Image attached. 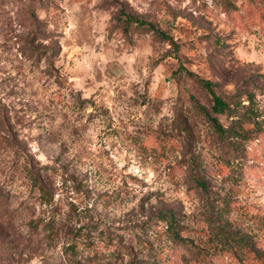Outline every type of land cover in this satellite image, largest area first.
<instances>
[{
	"label": "rangeland",
	"instance_id": "374dc122",
	"mask_svg": "<svg viewBox=\"0 0 264 264\" xmlns=\"http://www.w3.org/2000/svg\"><path fill=\"white\" fill-rule=\"evenodd\" d=\"M111 2L119 4L120 0ZM252 3L257 5L256 10L251 12L250 18L242 20L236 15L239 11L236 0H219V7L233 17V23L227 25L226 30L219 28L206 4L198 9L203 14L197 19L191 13L174 9L166 0L161 6H157L156 0H153L148 10L143 12L137 10L143 8L142 3L133 7L128 0H123V5L113 13L115 23L107 29L108 40H115L119 34L124 40V47L139 51L141 62H148L150 75L144 81L145 92L143 95L137 94L138 99L133 103L139 107L149 106L152 116L149 118V125L139 129L138 135L131 139L141 154L142 162L164 165L157 177V191L144 194L140 198L138 209L124 214L123 227L115 228L116 224L122 222L121 218H115L110 213L101 215L98 210L101 207L105 210H119L125 202H131L128 197H136L123 190L93 191L87 183L79 182L81 173L77 171L73 174L70 171V167L78 169L81 162L80 156L74 160L68 159V140L77 144L82 139L79 127H62L55 134L49 133L42 123L33 121L38 134L36 139L43 145L44 154L53 159L54 166L36 171L28 161L21 164L17 159L13 167L29 186L32 203L27 204L31 214L26 213V219L28 222L38 221L35 204L39 203V194L30 180L34 175L38 177L35 182L41 183L46 197L51 201L53 228L56 233L51 244L47 243L44 236L39 237L38 244L35 243L36 238H33L34 247L53 250L65 240L75 241L76 247L74 248L73 243L70 246L73 250L66 247L64 251L70 253L72 258H77L80 241L83 240L86 248L95 253L84 261L90 259L97 261L96 264H103L104 254L100 251V244L96 243L97 238L93 236V233L99 231V237L107 247L119 245V251L113 254L114 264H120L125 253L132 256L129 264H264V62H259L264 57V44L254 42L252 33H248L247 39L243 35L248 26L264 24V7L260 6L264 4V0H252ZM107 4L108 0H105V4L100 6L101 11L107 10ZM121 12L152 25L154 29L167 35L168 39L160 38L147 26L140 28L131 24L124 32L122 23L118 20ZM31 16L35 18V11L31 12ZM182 20L185 23H181ZM35 31H39V28ZM34 39L35 37L29 41V50L40 58L59 61L69 55L65 53L59 39L54 40L51 49L33 48L31 45ZM68 44L71 45V41ZM165 44H170L171 49L166 50ZM77 46H82L79 41ZM149 50L151 54H148ZM116 52L122 53L123 48L117 46ZM85 55L88 53L81 54L78 58L83 59ZM161 65L162 79L157 82L155 69ZM71 66L75 67L74 64ZM62 72V68L56 69L57 78L51 83L45 81L41 86L42 91L49 96L48 105L41 104L47 111L52 110L51 106L63 103L52 92L53 86L57 90L68 86V80L62 76ZM78 75H83V72ZM112 75L113 73L108 74L109 80ZM20 76L23 77V71ZM97 79L103 81V76L98 75ZM36 80H39L38 76ZM198 80L211 83L214 93L224 101L232 102L238 98L245 107L246 99L241 97L250 96V108L246 111L240 107L223 115H213L210 110V95ZM170 81L175 82L180 92L179 118L171 126L162 120L158 127L152 128L155 114L167 102L165 85ZM23 82L21 79L13 86L11 81L6 80L0 83V89L19 102L21 112L27 114L39 111L36 106L39 102L31 100L37 93L32 92L30 97L26 89L19 87V83ZM153 83H156L155 91ZM229 84L236 85L234 92L229 90ZM136 87L139 86L133 85L134 89ZM102 91L100 89L96 94L99 95ZM73 96L78 101L81 112L87 104L96 107L94 100L83 99V91L69 93V97ZM0 108L7 111L5 105H0ZM99 111L101 116L110 118L111 113L106 105H101ZM211 117H216L223 129L230 130V135H218L209 121ZM22 120L23 117L19 116L16 124H20ZM93 120L94 117L89 115L88 125ZM3 124L4 121L0 120V126ZM7 125L14 131L15 143L11 139H0V152L23 143L20 130L15 128L10 118ZM66 136L68 139H65ZM177 150L181 152L182 159L175 158ZM157 171H160L159 167ZM58 175L63 180L62 187L66 196V200L60 203L66 202L70 209L67 222L63 224L55 219L61 214V207L59 204L52 207L56 203L54 197L58 191ZM219 176H223V179L218 181ZM10 179L14 182L16 175L13 174ZM69 182L75 193L73 198L93 203L92 209L86 208L83 214L79 212L77 205L68 198ZM198 182L203 183L205 188H201ZM101 183V179L96 180L97 190ZM181 184L187 189L184 196L178 191ZM10 195L7 185H0V199L7 202ZM153 196L157 198L158 206H152L156 210L141 223V215L147 213L145 206L149 205ZM189 204L195 208L191 214L186 211ZM164 212L174 215L179 234L186 243L176 247L169 241L165 223L157 220ZM73 219L77 223L81 219H87L89 223L77 229L71 226ZM39 222L44 223L42 218ZM103 224L108 227L105 231H100V225ZM122 231L133 234L132 242L126 247L125 237L117 235ZM0 264H27L21 242L10 226L6 228L0 225ZM75 264H81V261L76 259Z\"/></svg>",
	"mask_w": 264,
	"mask_h": 264
},
{
	"label": "clouds",
	"instance_id": "9594fccd",
	"mask_svg": "<svg viewBox=\"0 0 264 264\" xmlns=\"http://www.w3.org/2000/svg\"><path fill=\"white\" fill-rule=\"evenodd\" d=\"M128 3L133 7L142 3L143 8L137 10L143 12L148 10L153 0H146V2L145 0H128ZM156 3L157 6H161L164 0H156ZM166 3L172 5L174 9L191 13L197 19L203 14L198 9L206 4L207 10L215 17L219 28L226 29L227 25L233 23L232 15L219 7V0H166ZM236 3L239 9L236 15L242 20L250 18L251 12L257 8L252 0H236ZM104 4L105 0H51V2L49 0H2L0 2V83L8 80L15 86L23 79L24 82L19 83V87L26 89L30 97L32 92H36L37 95L31 97V100L39 102L36 105L39 111L25 114L21 112L22 106L19 102L0 89V105L7 106L6 112L0 108V120L4 121L3 126H0V139H11L15 143L14 131L7 125V120L10 118L15 128L20 130V139L23 141L15 148L0 152V185H7L8 192L11 193L7 202L0 199V225L6 228L11 227L13 234L21 242L27 264H70V261L71 264H75L76 259L83 264L85 258L95 255L94 251L86 248L83 240L80 241L77 258H72L70 253L64 251L75 241L65 240L53 250L36 248L33 245V238H36L35 243L38 244L39 237L47 234L46 224L52 219L51 207L47 204H35L38 231H33L25 216L26 213L31 214V209L27 207V204L32 203L29 197V186L13 165L19 159L21 164L28 161L36 171L54 166L53 159L44 154L43 145L36 139L38 134L33 121L37 124L42 123L49 133L55 134H58L62 127H79L82 139L77 144H73L71 139L68 140L70 145L68 159L74 160L80 156L81 162L78 169L70 167V171L73 174L77 171L81 173L78 177L79 182L87 183L93 191L123 190L136 197L135 199L128 197L131 202H125L119 210L114 208L105 210L103 207L98 210L101 215L110 213L115 218H121L122 222L116 224L115 228L123 227L124 214L138 209L140 198L144 194L157 191V177L164 168V165L157 166L150 162H142L137 146L132 143L131 138L138 135L139 129L149 125V118L152 116L149 106L139 107L133 103L138 99L137 94L143 95L145 92L144 81L148 79L150 70L147 66L148 62L146 60L141 62L139 59V51L124 47V40L119 34L115 40H108L107 29L115 23L113 13L123 5V0H120L119 4H112L111 0H108L107 10L101 11L100 6ZM260 6L264 7V4ZM33 11L36 13L34 19L31 16ZM161 13H163V7H161ZM181 23L185 21L182 20ZM37 27L39 31H35ZM248 33H252L251 38L254 42L264 44V24L248 26L243 33L245 39L248 38ZM33 37H35L31 45L33 48L51 49L54 40L59 39L65 53L69 55L62 57L59 61L49 60L47 57L40 58L29 50V41ZM69 41L71 45L68 44ZM78 41L82 46H77ZM117 46L123 48L122 53L116 52ZM165 49L170 50L171 45L165 44ZM85 53L88 55H85L83 59L78 58ZM148 54H151L150 50ZM259 62H264V57H261ZM72 64L75 67H72ZM60 68L63 69L62 76L68 80V86L62 90H57L53 86L52 92L56 93V97L63 103L51 106L52 110L47 111L41 104L48 105L49 96L42 91L41 86L45 81L51 83L55 80L56 69ZM161 70L162 65L155 69L157 82L162 79ZM21 71H23V77L20 76ZM80 72H83V75H78ZM109 73H113L111 80L108 79ZM98 75L103 76V81H98ZM37 76L39 80H36ZM133 85L139 87L134 89ZM155 88L156 83H153V91ZM165 88L164 95L167 102L159 113L155 114L154 121L151 123L152 128L158 127L162 120L171 126L179 118L180 92L174 81L167 83ZM228 88L234 92L236 85L229 84ZM100 89L103 91L97 95ZM78 90L83 91L85 101L94 100L96 107L87 104L81 112L78 101L74 96L69 97V93ZM101 105H106L111 113L110 118L100 115ZM17 114L23 117L20 124H16L19 118ZM89 115L94 117L91 125L87 123ZM38 117H40L39 120ZM78 117H80L79 120ZM113 130H115L114 133ZM65 139L68 137L66 136ZM175 158H183L179 150L175 153ZM157 167L160 169L159 172ZM13 174L16 175L14 182L10 179ZM130 177L135 179H129ZM97 179L102 180L98 190L95 187ZM217 179L222 180L223 176ZM125 182H127V188H125ZM140 182L147 187L142 186ZM62 186L63 180L58 175L56 178L58 191L54 197L56 203L52 207L59 204L62 209L61 214L55 217L60 224L67 222L70 211L66 202L60 203L66 200ZM178 191L181 196H184L187 189L181 184ZM73 197L75 193L69 182L68 198L77 205L81 214L86 208L92 209L94 206L93 203H84L82 198ZM196 204L198 206L199 202L197 201ZM152 206H158L155 196L151 198L149 205L145 206L147 213L141 215V223L156 210ZM186 211L191 214L195 208L189 204ZM40 218L44 223H39ZM88 223L87 219H81L79 223L73 219L71 226L78 229ZM107 227V224L100 225V231H105ZM117 235L125 237V247L132 242L133 234L131 233L122 231ZM93 236L97 238L96 243L100 244V251L104 254L103 264H114L113 254L119 251V245L107 247L105 242L101 241L99 231L93 233ZM131 260L132 256L125 253L120 264H129Z\"/></svg>",
	"mask_w": 264,
	"mask_h": 264
},
{
	"label": "trees",
	"instance_id": "16d2710c",
	"mask_svg": "<svg viewBox=\"0 0 264 264\" xmlns=\"http://www.w3.org/2000/svg\"><path fill=\"white\" fill-rule=\"evenodd\" d=\"M118 20L120 23H122V30L124 32H126L128 30V28L131 26V24H134L135 26H138L140 28H144V26H147V28H149L150 31H152L153 33L158 35L160 38L168 39L167 35H165L164 33L160 32V31H157L156 29H154L152 27V25L147 24L145 21H142L138 18H135V17H133L127 13L121 12ZM198 83L210 95V100H211L210 110H211V113L213 115H223V114H226V113H228L234 109L240 108V107L245 108L246 111L250 108L249 105L251 104L252 101H251V97L248 95H245V98L241 97V99L247 100V105L244 107V105H242V103H241L242 101L238 100V98L232 102L224 101L219 95L214 93L211 83H209L207 81H202V80H198ZM209 121H210L212 127L214 128V130L218 133V135H227V136L230 135L231 131L228 129H223L218 124L216 117H211L209 119ZM36 179H38V177H35L34 175H32L30 180H31L33 186L36 187V189L38 191L39 203L40 204H47L50 206L51 201L46 197L44 187L41 185V183H36L35 182ZM198 185H200V187L203 189L205 188V185L201 182H198ZM160 216L161 217L158 218L157 220L165 223L166 235H167L169 241H171L174 244V246H176V247L186 243V240L183 239L179 234V230L177 229V226L175 223L176 219H175L174 215L171 214L170 212H164V213H161ZM52 219H53V217H52ZM52 219H50L47 222V224H46L47 234L44 235V238L47 239V243H49V244H51L52 241H54V239L56 237V233H55L54 228H53ZM37 222L29 221V226L31 228H33L35 231L38 230L37 229ZM224 241H225V239L223 238V242ZM73 245L75 248L77 243H73ZM69 248L72 250L74 249L73 247H69ZM96 262L97 261H95V260L89 259L87 261H84L83 264H96Z\"/></svg>",
	"mask_w": 264,
	"mask_h": 264
}]
</instances>
